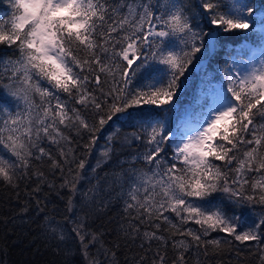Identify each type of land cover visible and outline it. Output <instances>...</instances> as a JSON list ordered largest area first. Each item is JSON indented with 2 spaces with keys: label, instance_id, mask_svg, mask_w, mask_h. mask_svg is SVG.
Returning <instances> with one entry per match:
<instances>
[{
  "label": "snow or ice",
  "instance_id": "obj_1",
  "mask_svg": "<svg viewBox=\"0 0 264 264\" xmlns=\"http://www.w3.org/2000/svg\"><path fill=\"white\" fill-rule=\"evenodd\" d=\"M233 33L248 34L252 55L217 61L220 87L207 111L174 128L189 69ZM109 163L119 169L124 234L142 249L156 245L151 264H169V249L171 264H207L236 242L253 245L264 264V0H8L0 182L34 180L39 192L56 187L49 175L58 172L72 211L86 169ZM73 231L89 264H117L86 218Z\"/></svg>",
  "mask_w": 264,
  "mask_h": 264
},
{
  "label": "trees",
  "instance_id": "obj_2",
  "mask_svg": "<svg viewBox=\"0 0 264 264\" xmlns=\"http://www.w3.org/2000/svg\"><path fill=\"white\" fill-rule=\"evenodd\" d=\"M192 2L195 4L198 0ZM7 10L8 0H0V15ZM205 25L206 21L201 23V27ZM247 35L233 33L223 36L222 45L215 54H205L200 60L203 63L199 68L197 64L200 62L189 69L187 79L178 94L176 109L169 116L174 128L179 129L184 123L199 119L205 112L207 106L199 97L203 93L202 87L210 82H219V76L214 71L217 61L228 59V54L233 57L242 56L246 60L247 56L242 49L251 54L254 46L248 41ZM196 101L200 107L196 108ZM100 143H103V139ZM97 158L98 153L94 151L89 157V163L94 166ZM44 167L46 170V166ZM86 171L88 176L77 186L72 211L68 210L67 203L71 194L68 189L59 188L62 179L58 172L54 176L49 175V180L56 187L42 185L39 192L33 191L36 187L34 180H24L17 188L0 182V264H89L73 231L81 218H86V226L91 232L102 234L103 246L116 253L117 264H136L140 256L146 257L145 264H151L156 245L153 244L152 250H149L145 244L142 249L139 237L133 240L124 234L122 225L127 224V217L123 200L119 196L118 184L112 175L119 169L109 163L97 169L96 174H92L90 169ZM94 186V194L90 193L92 199L88 200L84 194L89 193V189ZM260 211L261 208L255 206L245 213L243 220L250 221ZM49 224L63 232V241L48 230ZM99 247V244L89 245V255L96 256ZM167 255L171 264V249ZM206 260L207 264H258L254 246H245L239 242L222 255L209 256Z\"/></svg>",
  "mask_w": 264,
  "mask_h": 264
},
{
  "label": "rangeland",
  "instance_id": "obj_3",
  "mask_svg": "<svg viewBox=\"0 0 264 264\" xmlns=\"http://www.w3.org/2000/svg\"><path fill=\"white\" fill-rule=\"evenodd\" d=\"M251 55H252V53H251ZM234 59L237 61V63H241V61H247L248 60V56H247V58H246V60L245 59H243V57L242 56H238V57H234ZM219 87H220V84H219V82H217V81H215V82H210L209 84H207V85H205L204 87H202V91H203V93H202V95L199 97L200 98V100L201 101H203V102H205L206 100H208V102H209V104L211 103V101H212V98H213V96H214V94H215V91L217 90V89H219ZM201 88V87H200ZM194 105L196 106V108L197 107H200V106H198V103H197V101L196 102H194ZM206 110H204L205 112L207 111V107L205 108ZM179 113H181V112H179ZM169 121H170V118H169ZM186 123H184L183 125H185Z\"/></svg>",
  "mask_w": 264,
  "mask_h": 264
},
{
  "label": "water",
  "instance_id": "obj_4",
  "mask_svg": "<svg viewBox=\"0 0 264 264\" xmlns=\"http://www.w3.org/2000/svg\"><path fill=\"white\" fill-rule=\"evenodd\" d=\"M202 63H203V61H202V62H200V63H198V64H197V68H198V67H199V66H200Z\"/></svg>",
  "mask_w": 264,
  "mask_h": 264
}]
</instances>
